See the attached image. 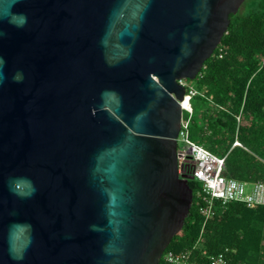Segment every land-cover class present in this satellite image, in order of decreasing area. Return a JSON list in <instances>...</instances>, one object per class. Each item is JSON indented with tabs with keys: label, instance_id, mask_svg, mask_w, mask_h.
<instances>
[{
	"label": "water",
	"instance_id": "95a60500",
	"mask_svg": "<svg viewBox=\"0 0 264 264\" xmlns=\"http://www.w3.org/2000/svg\"><path fill=\"white\" fill-rule=\"evenodd\" d=\"M245 0H0V264H159L194 190L177 136Z\"/></svg>",
	"mask_w": 264,
	"mask_h": 264
},
{
	"label": "trees",
	"instance_id": "16d2710c",
	"mask_svg": "<svg viewBox=\"0 0 264 264\" xmlns=\"http://www.w3.org/2000/svg\"><path fill=\"white\" fill-rule=\"evenodd\" d=\"M230 16L227 32L205 60L197 82L191 83L200 93L191 97L189 136L226 155L228 176L264 181V0H252L246 10ZM195 105H201L197 114ZM235 139L241 144L234 145ZM188 182L193 203L165 251L191 248L201 236L197 258L229 248L231 264H264V205L216 202L203 226L202 184L191 176ZM159 264L167 263L161 257Z\"/></svg>",
	"mask_w": 264,
	"mask_h": 264
},
{
	"label": "built area",
	"instance_id": "2783aa9c",
	"mask_svg": "<svg viewBox=\"0 0 264 264\" xmlns=\"http://www.w3.org/2000/svg\"><path fill=\"white\" fill-rule=\"evenodd\" d=\"M201 73L199 72L198 76ZM186 86L184 96L188 98V105L184 99L180 100L182 111L188 112V117L182 115L181 128L177 136L178 163L180 175L186 178L191 176L202 184V202L199 211L204 216V224L213 215L215 203L227 205L232 201H240L248 206L264 205V181L251 182L252 188L247 190L246 182L225 173L226 155H219L209 150L204 144L193 141L189 136V122L193 113L191 97L200 93L195 85L186 79H180ZM239 118V116H238ZM234 145L241 144L238 139ZM201 236L191 248L180 252L167 250L162 258L167 264H231L228 253L229 248L216 253L204 254V258L195 257L196 250L200 248Z\"/></svg>",
	"mask_w": 264,
	"mask_h": 264
},
{
	"label": "rangeland",
	"instance_id": "374dc122",
	"mask_svg": "<svg viewBox=\"0 0 264 264\" xmlns=\"http://www.w3.org/2000/svg\"><path fill=\"white\" fill-rule=\"evenodd\" d=\"M252 2V0H245L242 5H241V9L242 10H246L248 5ZM188 83H193L195 84L197 82V78L196 79H190V80H187ZM201 107V105H195V113L197 114V110H199V108ZM187 111H183V115H187ZM252 188V183L250 182L249 184H247V190L250 191Z\"/></svg>",
	"mask_w": 264,
	"mask_h": 264
},
{
	"label": "bare ground",
	"instance_id": "6f19581e",
	"mask_svg": "<svg viewBox=\"0 0 264 264\" xmlns=\"http://www.w3.org/2000/svg\"><path fill=\"white\" fill-rule=\"evenodd\" d=\"M188 102H189V101H188V98H185V99H184V105H188Z\"/></svg>",
	"mask_w": 264,
	"mask_h": 264
}]
</instances>
